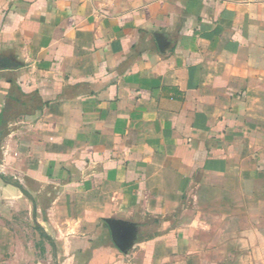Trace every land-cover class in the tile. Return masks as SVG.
I'll list each match as a JSON object with an SVG mask.
<instances>
[{"label":"crops","instance_id":"1","mask_svg":"<svg viewBox=\"0 0 264 264\" xmlns=\"http://www.w3.org/2000/svg\"><path fill=\"white\" fill-rule=\"evenodd\" d=\"M0 264H264V0H0Z\"/></svg>","mask_w":264,"mask_h":264},{"label":"water","instance_id":"2","mask_svg":"<svg viewBox=\"0 0 264 264\" xmlns=\"http://www.w3.org/2000/svg\"><path fill=\"white\" fill-rule=\"evenodd\" d=\"M110 226H111V231H112L113 240H114L115 244L119 248H121L122 250H124L125 243H124V239H123V234H121L118 226L115 225L114 223H112Z\"/></svg>","mask_w":264,"mask_h":264}]
</instances>
